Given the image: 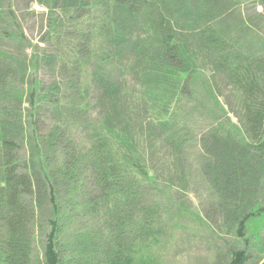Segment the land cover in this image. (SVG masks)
I'll return each mask as SVG.
<instances>
[{
  "label": "trees",
  "instance_id": "obj_1",
  "mask_svg": "<svg viewBox=\"0 0 264 264\" xmlns=\"http://www.w3.org/2000/svg\"><path fill=\"white\" fill-rule=\"evenodd\" d=\"M246 1L203 0L198 6L196 0H54L61 7L69 4L71 14L59 17L62 34L50 38L64 41L49 43V51L42 43L32 46L17 32L11 13L0 10V43L15 52L0 50V264H33L37 223L31 219L37 206L44 208L40 199L47 208L44 264H146L143 248L149 245L142 239L156 228V200L168 187L134 151L124 123L114 120L109 127L103 111L99 118L91 113L85 95L94 93L95 105L108 106L112 91L127 78V92L146 98L142 112L155 113L148 130L164 144L181 145L194 126L182 128L179 105L185 93H203L195 79L206 81L208 67L229 83L241 126L229 122L227 127L213 112L214 127L199 138L201 145L209 144L196 153L232 233L246 245L247 222L264 213L259 185L264 180V48L249 33L237 37V29L254 33L256 28L243 13L234 19L228 7ZM254 1L264 13V0ZM41 69L54 79L47 89L38 82ZM25 105L29 121L23 118ZM215 105L221 112L217 100ZM106 113L114 116L115 109ZM43 116L54 123L48 147L69 157L64 165L53 167L40 150L39 156V145L27 150L26 135H35L36 120ZM62 127L77 137L65 138ZM79 171L87 174L85 193L78 204L62 206L57 179L70 187L79 182ZM81 211L102 220L84 233L87 239L75 242L78 249L68 257L60 240L64 221ZM248 260L239 247L227 264Z\"/></svg>",
  "mask_w": 264,
  "mask_h": 264
},
{
  "label": "rangeland",
  "instance_id": "obj_2",
  "mask_svg": "<svg viewBox=\"0 0 264 264\" xmlns=\"http://www.w3.org/2000/svg\"><path fill=\"white\" fill-rule=\"evenodd\" d=\"M196 1L200 6L203 0ZM68 6L69 4H66L61 7L55 4L54 0H0V10L11 13L17 32L22 33L32 46L42 43L40 46L46 51H49V43L60 46L64 41L62 38L57 40L55 37L50 38V34L54 33L56 36L62 34L63 29L60 28L59 17L64 19L66 15L71 14L70 11L68 12ZM228 7L234 19L241 18L240 13H243L248 16L256 28L254 33L246 29H237V37L240 38L244 32L249 33L259 40L260 47L264 48V16H259L264 13L257 2L249 0L244 5L240 4V7L237 3L230 2ZM66 12L68 13L64 16ZM236 27H233V32ZM54 29L57 31L54 32ZM10 48L11 45L0 43V50L15 53ZM201 67H204L202 63ZM207 69L210 72L204 70L207 76L206 81H200V76L195 79V83H198L203 93L187 92L179 105L181 108L179 115L185 121L182 128L194 126L193 130L188 133V141L181 145L164 144L154 131L148 130L146 126L153 123L155 113L153 111L142 112L140 105L146 101V98L142 94L137 97L136 93L127 92V87L131 85L127 78L123 80L120 89L112 91L108 106L100 108L95 105L94 93L90 96L85 95L91 113L99 118L103 111L107 116L109 127L114 120H121L124 123L134 151L140 156L148 171L160 172L163 175L161 179L165 183L160 182V184L168 187L163 196L156 200L157 207L154 208L153 217L157 226L142 239L145 244L149 245L148 249L143 248V258L146 264H227L231 251L239 247L242 249L244 247L248 253L249 260L246 264H264V213L247 222L246 239L248 242L244 245L243 240L236 239L234 231L232 233L225 209L219 206L217 194L199 166V155L196 152L203 145L205 147L209 144L207 141L200 144L199 138L202 135L200 133L207 135L211 125L214 127V116L211 115L213 112L215 117L219 115L227 127H229V122L238 129L241 126L237 115V103L231 95L229 83L225 77L212 71L211 67ZM38 77L42 81L38 82L44 89H47L54 81L45 69L40 70ZM29 83L25 86L28 87ZM205 87H210L212 93L204 89ZM95 97L96 99L102 98L99 93H96ZM75 98L77 100V95ZM216 100L221 112L216 110ZM112 108L115 109V115H107L106 111ZM23 118L25 121L33 119L27 105H25ZM36 121L35 135L31 133L26 135L27 150L32 152L34 146L39 145L36 149L38 155V150L49 155L53 167L64 165L69 161V157L57 152L56 147L54 149L48 147L50 141L53 143V139L48 138L53 129V121L49 116H43ZM62 129L66 130L65 138L77 137L73 130L66 127ZM241 152L242 149L239 148V153ZM56 153L60 157H57ZM84 176L87 174L79 171V175L76 176L79 182L70 184V187H66L65 182L57 179V195L58 199L60 197L59 202L62 206L79 203V196L86 190ZM249 184L253 187L251 180L247 182V185ZM259 185L264 191V180L260 181ZM260 189L257 186V191ZM145 195L147 200L152 199L150 192H145ZM40 203L44 208L39 209L37 206L36 214L31 219L33 225L35 221L37 223L34 246H31L33 264H44V235L48 232L44 218L46 214H42L47 212L46 200L40 199ZM63 210L69 213L67 209ZM72 214L73 217L70 212L64 221V233L60 239L64 244L63 252L68 257L78 249L75 247L78 243L87 239L84 233L91 228H99V221L102 220L98 214L92 215L83 211L72 212Z\"/></svg>",
  "mask_w": 264,
  "mask_h": 264
}]
</instances>
